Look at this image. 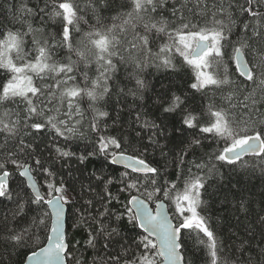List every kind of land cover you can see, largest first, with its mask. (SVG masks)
I'll list each match as a JSON object with an SVG mask.
<instances>
[{
	"label": "snow or ice",
	"instance_id": "snow-or-ice-1",
	"mask_svg": "<svg viewBox=\"0 0 264 264\" xmlns=\"http://www.w3.org/2000/svg\"><path fill=\"white\" fill-rule=\"evenodd\" d=\"M153 68L187 77L185 86L156 91ZM169 117L191 133L169 149L179 150L174 179L160 143ZM205 140L215 150L186 165ZM76 141L87 142L80 152ZM150 149L161 160L148 162ZM97 156L124 171L94 170L77 191L56 167ZM237 163L264 175V0H0V264H66L65 208L80 201L91 264H264V215L249 219L250 200L236 202L245 220L226 236L208 214L224 186L218 164ZM10 168L24 178L15 188ZM120 193L123 211L111 207Z\"/></svg>",
	"mask_w": 264,
	"mask_h": 264
},
{
	"label": "trees",
	"instance_id": "trees-1",
	"mask_svg": "<svg viewBox=\"0 0 264 264\" xmlns=\"http://www.w3.org/2000/svg\"><path fill=\"white\" fill-rule=\"evenodd\" d=\"M243 3V0H240ZM242 18H246L242 16ZM233 40L236 39L235 36L232 37ZM152 75L148 77L151 83L155 86V90L159 91L162 86L169 85L170 81L177 87H184L187 77L174 76L169 73L161 70L157 72L156 69L149 70ZM131 97L129 102H131ZM197 102H199V96L197 97ZM86 107V105H84ZM147 110L149 112V119H155L157 123H160L159 112L151 107V101H148ZM114 115V113H113ZM129 120V113L127 109L122 113V122ZM107 123L111 124V120H107ZM168 125L166 131L170 134L169 141L163 139L160 140L161 144H168V147L165 148V151L168 152L167 160L169 162L168 166V176L167 179H174L177 175L178 168L174 160L177 158V152L169 151L174 144H179L182 138H187L191 135L189 132H184L183 137L180 132L173 130V120L169 117L166 120ZM179 127V125H176ZM136 130H139V125H133ZM132 131V129H128ZM113 134H119L117 130ZM48 137L46 134H41V139L45 140ZM146 142V141H145ZM86 141H76L72 144L71 150L75 152H80L83 150ZM43 145L41 144V147ZM182 147V146H181ZM216 145L211 144L208 140L204 141V146L197 148L194 153H190L185 157L186 165L188 161L193 159H198L200 157L206 158L205 154L215 150ZM91 150V149H89ZM47 155V153H45ZM145 159L150 163H154L156 160H161L159 150H149L145 155ZM244 160L251 161L254 157L246 156ZM163 162V161H161ZM30 163V161H29ZM185 165V166H186ZM56 167L59 169L61 175L76 188L77 191L80 190V183L88 182L89 174L94 170H102L105 175H110L113 177H118L119 174L124 171L122 166L111 164L110 160L105 159L103 156H97L90 158L84 164H80L75 157L65 158L57 163ZM219 170L224 173L225 181L224 186L218 189L219 195H213L210 198V206L208 214L211 216L212 226L216 229L218 235L221 237L226 236L230 231H240V225L245 220L243 213L237 210L236 202L241 200V198H247L251 201V215L249 219H254L256 213L260 212L261 215H264V212H261V208H264V175H261L259 171L255 174L246 172L240 167V164L237 163L234 166H229L227 164H218ZM12 172V175L9 177L10 185L15 188L21 184L23 178L14 170V168L9 169ZM35 178L39 183H42L43 176L37 173H33ZM99 174V171L97 172ZM235 186V187H233ZM117 185L110 186V191L115 195L117 194ZM211 191V190H210ZM120 203L117 204L115 201L112 202L111 207L117 209L118 211H123L121 205L125 203L128 199V193H120ZM227 196V201L222 202L223 198ZM89 196H85L84 199H89ZM209 199V197H205ZM83 203V201H80ZM80 203L76 205L67 206L66 211V237L69 244V254L66 257L67 264H76V260H86L87 264H91L92 258L96 255V250H93L88 246L86 241L89 239L88 231L90 230L89 225L86 222H81L79 225L76 224L78 217L81 215ZM121 231L124 235L132 236L138 229L132 228L131 225H128L127 219L125 218L121 225ZM44 238V234H41V239ZM184 239L187 241L186 253L187 259H192L191 248L193 247V242L189 239L188 235L185 234ZM259 240V234L257 233V241ZM103 239L98 242L97 250L100 251V254L103 255L104 251L102 249ZM27 249L17 256V261L19 262L27 253ZM75 257V259H73ZM199 264V261L197 262Z\"/></svg>",
	"mask_w": 264,
	"mask_h": 264
},
{
	"label": "water",
	"instance_id": "water-1",
	"mask_svg": "<svg viewBox=\"0 0 264 264\" xmlns=\"http://www.w3.org/2000/svg\"><path fill=\"white\" fill-rule=\"evenodd\" d=\"M116 165H119V164H116ZM119 166H122V165H119ZM123 167V166H122ZM34 175V174H33ZM23 178V177H22ZM24 179V178H23ZM36 179V178H35ZM37 180V179H36ZM38 182V181H37ZM39 183V182H38ZM154 206V205H153ZM66 211H67V206L65 208V230H66ZM67 264V262H66Z\"/></svg>",
	"mask_w": 264,
	"mask_h": 264
},
{
	"label": "rangeland",
	"instance_id": "rangeland-1",
	"mask_svg": "<svg viewBox=\"0 0 264 264\" xmlns=\"http://www.w3.org/2000/svg\"><path fill=\"white\" fill-rule=\"evenodd\" d=\"M43 190V189H42Z\"/></svg>",
	"mask_w": 264,
	"mask_h": 264
}]
</instances>
